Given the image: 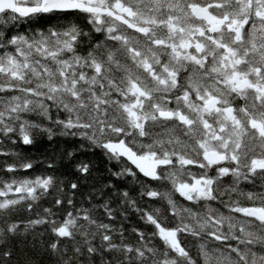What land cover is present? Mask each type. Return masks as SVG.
I'll return each instance as SVG.
<instances>
[{
    "label": "snow or ice",
    "instance_id": "1",
    "mask_svg": "<svg viewBox=\"0 0 264 264\" xmlns=\"http://www.w3.org/2000/svg\"><path fill=\"white\" fill-rule=\"evenodd\" d=\"M0 264H264V0H0Z\"/></svg>",
    "mask_w": 264,
    "mask_h": 264
},
{
    "label": "trees",
    "instance_id": "2",
    "mask_svg": "<svg viewBox=\"0 0 264 264\" xmlns=\"http://www.w3.org/2000/svg\"><path fill=\"white\" fill-rule=\"evenodd\" d=\"M45 147H49L46 141L42 145L38 146V148L36 149V154L43 152L45 150ZM97 158L99 159V154H97Z\"/></svg>",
    "mask_w": 264,
    "mask_h": 264
}]
</instances>
